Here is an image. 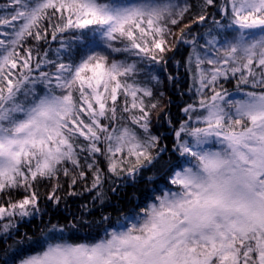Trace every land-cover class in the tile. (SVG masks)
<instances>
[{
    "label": "snow or ice",
    "instance_id": "1",
    "mask_svg": "<svg viewBox=\"0 0 264 264\" xmlns=\"http://www.w3.org/2000/svg\"><path fill=\"white\" fill-rule=\"evenodd\" d=\"M129 184L115 222L20 233ZM0 240V264H264V0H0Z\"/></svg>",
    "mask_w": 264,
    "mask_h": 264
},
{
    "label": "trees",
    "instance_id": "2",
    "mask_svg": "<svg viewBox=\"0 0 264 264\" xmlns=\"http://www.w3.org/2000/svg\"><path fill=\"white\" fill-rule=\"evenodd\" d=\"M55 46V45H54ZM187 55V49L182 50L180 55H177L175 60L170 62V70L172 74L176 77L178 83L172 84L166 81L164 85L165 98L164 103L168 105L167 111L169 117L172 120L178 121L183 117V112L181 108L187 103L191 102L192 96L187 92V87L190 83L189 78L185 74L183 67H178L176 61L182 59V57ZM161 79H165L167 73L160 74ZM230 90L234 91L235 83L226 85ZM154 127L158 128L166 136H171V130L167 123L157 124L155 119L153 121ZM168 141H166L167 143ZM119 184V182H117ZM110 186H106L107 188ZM45 192L46 189H41ZM148 191L143 184L136 186L132 185H121L116 193L107 191V203L101 205L99 203H94L91 199L92 194L85 192L83 195L71 197L67 196L57 207H49L48 204H44L43 207L47 212V215L43 217H37L34 221L22 222L20 226V233H38L39 229L44 225L48 224L49 221L55 223L59 222L61 224L66 222H71L73 217L79 218L84 215L89 220H99L102 216L108 215L115 222L118 216L127 212L130 207L134 204L141 203L145 199V193ZM87 205L86 209L84 206ZM89 210L94 215H89ZM66 218V219H65ZM79 235L84 236L86 233L81 231ZM11 243V241H9ZM2 240H0V247H4Z\"/></svg>",
    "mask_w": 264,
    "mask_h": 264
}]
</instances>
